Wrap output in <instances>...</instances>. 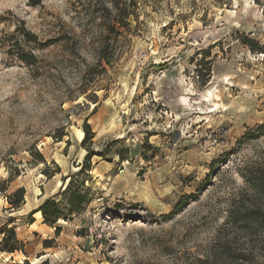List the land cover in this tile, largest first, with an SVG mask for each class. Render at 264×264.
<instances>
[{
	"label": "rangeland",
	"instance_id": "rangeland-1",
	"mask_svg": "<svg viewBox=\"0 0 264 264\" xmlns=\"http://www.w3.org/2000/svg\"><path fill=\"white\" fill-rule=\"evenodd\" d=\"M117 2L0 0V264H264V0Z\"/></svg>",
	"mask_w": 264,
	"mask_h": 264
},
{
	"label": "trees",
	"instance_id": "trees-1",
	"mask_svg": "<svg viewBox=\"0 0 264 264\" xmlns=\"http://www.w3.org/2000/svg\"><path fill=\"white\" fill-rule=\"evenodd\" d=\"M114 8L118 9V16L122 17V21H126L132 16V13H130L129 5L126 2H123L119 5L118 2L114 4ZM25 38H32V40H36L35 36L30 35V33L24 31ZM29 40V39H28ZM243 44L248 47L250 52H255L262 54L264 57V46L260 45L259 43L255 42L252 39L245 38L243 39ZM21 60L23 62H29V60H34L33 55H29L28 57H21ZM200 74V70L197 71V77ZM202 84H205V81L202 82ZM93 138V134L90 131V128L88 125H84V139L82 144L85 143L86 140H91ZM85 163L89 167L90 162V155L87 154L85 156ZM74 178H70L68 185H67V192H68V205L71 206L70 211L73 213H79L81 210V206L84 203L85 195L81 194V190L78 187H75L73 185ZM82 187V186H81ZM256 193L264 198V173L260 176V178L257 181V184L255 185ZM0 192H6V189L3 188L0 190ZM24 190L18 189L16 190L12 195L13 197H16L15 201L11 200L12 196H7V203L10 206V209H18L20 205L23 203V197H24ZM183 207H180L177 210H181ZM41 214V217L44 220V223L53 226L63 215L61 209L54 203V201L48 200L45 201L37 210ZM257 220V219H256ZM264 226V222L262 223ZM59 233V229L56 230V234ZM47 246L46 248H48ZM214 257H212V263L213 264H232L233 262H236L239 260V257L237 255L232 254L229 251V248L222 247ZM15 253H23V245L20 241H18L14 231L12 228L6 230L3 233V237L0 240V254H7V255H13ZM19 264V263H15ZM20 264H29L28 260H24ZM201 264H209V262L204 261Z\"/></svg>",
	"mask_w": 264,
	"mask_h": 264
},
{
	"label": "bare ground",
	"instance_id": "bare-ground-1",
	"mask_svg": "<svg viewBox=\"0 0 264 264\" xmlns=\"http://www.w3.org/2000/svg\"><path fill=\"white\" fill-rule=\"evenodd\" d=\"M38 218H41V214L38 212L36 215Z\"/></svg>",
	"mask_w": 264,
	"mask_h": 264
}]
</instances>
